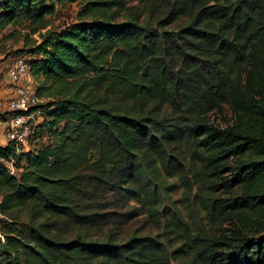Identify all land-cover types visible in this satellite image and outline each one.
I'll use <instances>...</instances> for the list:
<instances>
[{
    "label": "trees",
    "instance_id": "16d2710c",
    "mask_svg": "<svg viewBox=\"0 0 264 264\" xmlns=\"http://www.w3.org/2000/svg\"><path fill=\"white\" fill-rule=\"evenodd\" d=\"M8 28L39 103L0 144V264H264V0H0Z\"/></svg>",
    "mask_w": 264,
    "mask_h": 264
},
{
    "label": "rangeland",
    "instance_id": "374dc122",
    "mask_svg": "<svg viewBox=\"0 0 264 264\" xmlns=\"http://www.w3.org/2000/svg\"><path fill=\"white\" fill-rule=\"evenodd\" d=\"M123 3H125L127 6H136L139 4L140 0H121ZM79 11V5L77 3L68 4L65 7H59L57 9V13L55 17L52 19L53 27L54 28H62L66 25H69L73 23L77 18V13ZM25 29H19L17 31H14L12 28L6 29V31L0 33V94L2 92H5L10 87L6 82L7 80V66L9 63H11L16 58H23L25 60H28V57L21 56L17 52L22 50L24 45V35L26 34ZM33 39H36L37 36H33ZM7 102L8 99L6 96L0 97V114L2 116H7ZM2 121V119H1ZM5 122V120H4ZM3 123V122H2ZM2 127L3 124L0 123ZM4 135L6 137V126L4 130ZM176 180H174L175 182ZM183 190L180 186H176L173 189L172 193V204L167 202L165 204L167 208V212L174 213L176 217L180 218L185 224H187V227L185 229L184 236L187 235L191 236V234L197 229V228H203L208 230L209 226L205 222L203 213L192 204L189 203V200H183ZM142 213L139 217H136L134 222L125 228L126 233H131L135 229L144 230L145 232H157L158 228H160V223H153L148 220L147 216L144 214V211L141 210ZM172 264H185V263H172Z\"/></svg>",
    "mask_w": 264,
    "mask_h": 264
},
{
    "label": "built area",
    "instance_id": "2783aa9c",
    "mask_svg": "<svg viewBox=\"0 0 264 264\" xmlns=\"http://www.w3.org/2000/svg\"><path fill=\"white\" fill-rule=\"evenodd\" d=\"M7 80L11 92L7 108L12 114L6 122V137L17 144H24L29 135V121L32 118L28 112L39 103L28 61L16 58L9 63Z\"/></svg>",
    "mask_w": 264,
    "mask_h": 264
},
{
    "label": "crops",
    "instance_id": "0c3cea01",
    "mask_svg": "<svg viewBox=\"0 0 264 264\" xmlns=\"http://www.w3.org/2000/svg\"><path fill=\"white\" fill-rule=\"evenodd\" d=\"M7 78V77H6ZM2 83H0V85H1ZM6 84H8V82H6ZM9 85V84H8ZM3 96H6L7 97V99L9 100V98L11 97V92L9 91V89L7 90V91H5V92H2L1 94H0V97H3ZM6 109H7V112H8V115L7 116H5V122L2 120H0V123L1 124H3L4 126L2 127V125H0V144H5L7 141H8V139H7V137H5V135H4V130H5V126H6V122H7V117L9 116V114H10V111L8 110V108L6 107ZM3 122V123H2Z\"/></svg>",
    "mask_w": 264,
    "mask_h": 264
}]
</instances>
